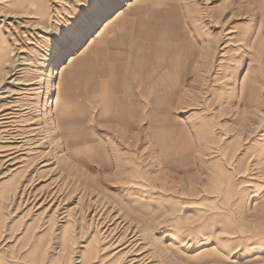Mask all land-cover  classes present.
Here are the masks:
<instances>
[{
	"label": "rangeland",
	"instance_id": "rangeland-1",
	"mask_svg": "<svg viewBox=\"0 0 264 264\" xmlns=\"http://www.w3.org/2000/svg\"><path fill=\"white\" fill-rule=\"evenodd\" d=\"M0 264H264V0H0Z\"/></svg>",
	"mask_w": 264,
	"mask_h": 264
},
{
	"label": "crops",
	"instance_id": "crops-1",
	"mask_svg": "<svg viewBox=\"0 0 264 264\" xmlns=\"http://www.w3.org/2000/svg\"><path fill=\"white\" fill-rule=\"evenodd\" d=\"M125 42L127 45L122 48H126L128 53H126L127 64L123 69L124 79H129L138 85L142 89L143 95L151 91L158 84L157 79L165 77V79L169 80L170 71L174 72H171L172 74L179 73L180 66L174 64L177 60H168L175 55V58H180L178 63H181V54L184 50L183 45L175 46L172 43H155L135 37H128V40ZM136 46L140 47L139 58L134 53ZM171 65L173 66L171 67ZM179 84L180 80L178 78L176 85L178 86Z\"/></svg>",
	"mask_w": 264,
	"mask_h": 264
},
{
	"label": "bare ground",
	"instance_id": "bare-ground-1",
	"mask_svg": "<svg viewBox=\"0 0 264 264\" xmlns=\"http://www.w3.org/2000/svg\"><path fill=\"white\" fill-rule=\"evenodd\" d=\"M129 3V2H128ZM101 25V24H100ZM93 42H94V38H91V41H90V43H89V45L88 46H90V45H92L93 44ZM193 42V41H192ZM192 50V49H191ZM4 55H7V54H4ZM71 59H70V62H69V64H72V62L74 61V58H73V56H71L70 57ZM4 59V58H3ZM177 61L176 62H174V64L176 65V66H180V63H178V61L180 60V58H175ZM189 62V61H188ZM187 62V63H188ZM7 63V62H6ZM2 68V67H1ZM65 68L66 67H64V65H63V69L61 70V72H63L64 70H65ZM6 70V69H5ZM7 73V72H6ZM56 88V87H55ZM64 93V92H63ZM57 99H56V103L55 104H58L59 102H60V95H61V91L60 90H58L57 89Z\"/></svg>",
	"mask_w": 264,
	"mask_h": 264
}]
</instances>
